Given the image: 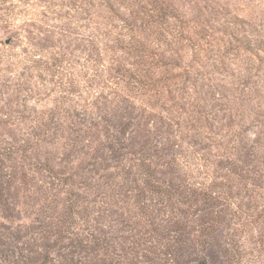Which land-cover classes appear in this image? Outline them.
<instances>
[{"label":"rangeland","instance_id":"rangeland-1","mask_svg":"<svg viewBox=\"0 0 264 264\" xmlns=\"http://www.w3.org/2000/svg\"><path fill=\"white\" fill-rule=\"evenodd\" d=\"M174 3L185 15L187 35L196 43L187 46L185 65L177 70L189 72L196 81V85H183L184 79L179 80L188 102L181 118L208 117L209 124L198 122L192 131L172 135L169 130L175 128L160 121L156 114H166L159 108L145 114L139 106L136 110L116 107L107 122L91 121L92 115L74 104L86 101L82 80V97L75 92L68 95L58 115L57 87L46 79L43 88L30 61L38 59L41 45L53 55L61 51L63 36L51 32L65 21L84 26L85 2L0 0V230L6 235L14 232L10 239L14 246L34 247V256L42 254L43 233L53 243L66 233L57 232L67 227L65 222L82 215V229L95 230L111 241L109 253H95L100 264H112L118 255L124 264H200L203 259L207 264H264V184L258 190L247 179L246 169L255 167L252 155H230L234 148L248 147V140L264 131V52L244 50L207 22L200 24L206 30L199 35L200 26L186 23L193 8H203L218 18L239 19L253 29L255 38H264V0ZM79 63L75 70L83 71L84 60ZM77 115L86 122L76 125ZM121 122L127 124V135L120 136L127 150L112 143ZM48 127L55 134L46 141L53 138V143L46 145L41 139L23 154L26 141L32 142L33 134ZM195 133L216 141L206 151L212 164L205 170L192 156L186 158L199 149ZM176 135H184L185 143ZM160 144L169 157L157 160ZM131 152L143 162H132ZM156 187L175 193L168 201L170 208H165L167 194L156 192ZM189 187L198 193L187 195ZM9 213L11 220L4 218ZM135 245V250H128Z\"/></svg>","mask_w":264,"mask_h":264},{"label":"trees","instance_id":"trees-1","mask_svg":"<svg viewBox=\"0 0 264 264\" xmlns=\"http://www.w3.org/2000/svg\"><path fill=\"white\" fill-rule=\"evenodd\" d=\"M82 1L87 7L84 9L86 24L82 26L78 22L74 26L72 23H67L68 21H62L61 27H56L57 30L51 32L54 35L63 36L64 44L59 47L61 51L53 55L49 53L46 45H41V55H36L38 59L30 61V68L37 70L40 74L36 76V79L38 82L40 81L43 88L46 87L45 83L48 81L46 79H49V82L57 87L58 91L56 92L59 97L55 99V103L58 115H62L60 110L69 100L68 95H73L75 92L82 97L80 83L82 80L86 84V101L83 105L77 102L74 104L80 106L81 109L84 108V111H88L89 115H92L88 118L93 122L98 121L97 119L107 122L108 117L115 114L116 107H123L124 110L128 108L136 110L139 106V109L145 114L155 108L162 110L166 114L165 116L163 114L156 115L169 129L175 128L169 130L172 135L184 131V129L192 131L191 127L196 126L198 122L209 124L208 117L206 119L196 117L188 121L181 118L188 102L186 92L179 80L183 81L184 79L183 85L185 82L196 85V81L190 79L189 72L178 73L177 70L183 69L185 65L184 54L187 46L195 47L196 43L192 42V36L187 35L189 33L187 25L183 24L185 15L177 8L174 3L176 0ZM204 10L203 8H193L189 15L190 19L188 18L186 22L200 26L199 30L196 29V35L205 32L206 29H201V25L203 22H207L208 25L215 26L218 32L237 40L244 50L250 53L264 52V38H255L253 29L247 27L245 22L235 18L231 20H226L225 17L218 18L215 13L207 14ZM81 30L86 34L79 33ZM44 53L50 55L44 56V59L42 58ZM81 60H84L83 71H76L75 65H80ZM195 61H197L196 55L193 57V62ZM27 72V77L33 79L29 69ZM34 85H38V83L36 82ZM130 116L134 119L132 115ZM75 118L77 119H75L76 125L86 122L79 115ZM39 130V133L33 134L32 142L30 139L26 141L27 147L34 144L39 145L41 139L44 138V144L53 143V138L46 141V137L50 138L55 134L50 133L51 127H48L46 131L44 128ZM117 132L119 136L113 137L112 143L127 150L128 147L124 146L123 139H120V136L127 135V124L121 122ZM195 134L194 138H199L196 141L199 151L188 153L186 158L192 156V160L197 162L196 165H200L205 170L207 164H212L206 151L212 149L216 141L210 135ZM176 136L177 140L185 143L184 135ZM110 138L108 137V140ZM202 143L206 145L203 148ZM176 146L181 147L180 145ZM29 149L30 147L23 148L22 153L25 154ZM167 152L168 149L165 146L158 145L155 158L157 160L165 159L169 157ZM242 153L252 155L255 167L246 169L247 179L252 181L253 188L261 190L264 184V131L255 133L253 138L248 140V147L234 148L230 155L239 158ZM130 155L132 162H143L142 159L136 158L135 153L131 152ZM228 160L231 161L229 156ZM204 175L209 177L206 172ZM241 175L240 173L239 176ZM150 183L151 181H147L148 185ZM201 184L198 183L197 187L207 194ZM252 191L256 195H261L259 191ZM156 192L161 195L167 194V191L162 187H156ZM185 193L195 195L198 191L189 187ZM174 196L175 193L166 195L165 208H170L168 201ZM11 217L12 214L9 213L4 218L11 220ZM77 219L72 218L65 222L67 224V227H64L65 230L61 228L57 232L65 231L66 233L58 235V240L53 243H50V235L43 233V243L39 247L42 254L38 253L36 256L33 255L37 252L34 247L20 248L11 243L13 231L7 232L6 235L4 231L0 230V264H100L102 260L96 261L95 253L101 252V250L109 253L111 241L95 230L82 229L81 224L85 219L82 215ZM174 224L176 227L178 226L177 222ZM65 240L69 241V244H63ZM133 241L136 245L140 244L135 239ZM136 245L128 250H135ZM129 251H125V253L128 254ZM121 259L122 256L118 255L113 259L112 264H124L125 262ZM200 264H207V262L203 259Z\"/></svg>","mask_w":264,"mask_h":264},{"label":"water","instance_id":"water-1","mask_svg":"<svg viewBox=\"0 0 264 264\" xmlns=\"http://www.w3.org/2000/svg\"><path fill=\"white\" fill-rule=\"evenodd\" d=\"M10 41H7V43H9Z\"/></svg>","mask_w":264,"mask_h":264}]
</instances>
